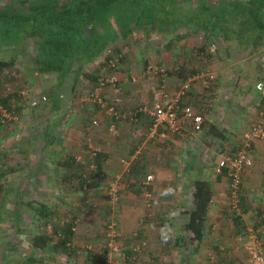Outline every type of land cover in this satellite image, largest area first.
Here are the masks:
<instances>
[{
	"label": "crops",
	"instance_id": "1",
	"mask_svg": "<svg viewBox=\"0 0 264 264\" xmlns=\"http://www.w3.org/2000/svg\"><path fill=\"white\" fill-rule=\"evenodd\" d=\"M183 29L158 37L166 44V52L160 57L166 60L162 65L165 73L154 75L147 68L146 73L149 77L157 76L159 81L155 77L140 81V77L132 75L133 69L140 72L137 66L143 56L129 53L136 44V36L140 35L144 52L155 43L143 42L140 31L108 47L118 60L116 68L109 66L105 49L85 66L87 76L74 74L64 81L59 80L57 73L31 72V63L24 59L21 49L16 51L18 62L4 71L7 75L0 73V87L26 88L38 96L46 94L40 89L48 85L51 93L46 94L47 102L37 106H30L28 99L18 93L9 94L4 101L13 118L0 124V233L16 229L28 244L17 247L13 242L6 243L9 251L0 263L13 264L9 259L13 249L23 252L15 264L102 263L105 225L111 219L119 223L120 240L122 236L128 239L124 240L128 258L121 260V264H128L131 259L135 264H244L248 245L254 239L264 247V141L251 143L255 162L243 175L237 209L230 202L228 178L216 171L221 156L236 153L244 143V135L264 113V96L256 89L257 82L264 80V48L251 52L235 44L240 55L236 61L243 62V66L237 62L222 66L220 62L230 56L224 39L220 38L221 49L208 51L210 60L204 57L206 53L196 58L187 47L180 44L182 48L178 49L175 45L181 41ZM196 33L203 35L200 31ZM5 50L11 53L4 54V58H12V50ZM212 59L219 66L205 67L212 64ZM202 60L206 62L204 66L200 64ZM19 63L22 69L17 68ZM21 70L27 74L24 79L19 76ZM201 71L213 72L216 78L192 81L190 91L180 101L181 105H193L203 115L200 132L194 131L191 122L183 118L179 132L164 125L155 132L151 130L152 118L147 109L135 120H114L100 105L82 100L83 95L95 88L97 76L115 75L121 90L117 93L113 87H106L102 91L106 101L113 104L115 98H120L116 107L124 114L144 105L151 108L155 103L175 99L181 86ZM67 90H71L70 99L63 95ZM95 118L100 121L98 126L92 124ZM149 173L154 174L150 184L154 193L151 208L147 207L141 185ZM106 174L112 178H102ZM117 175L120 200L114 204L108 187ZM75 181L81 189H87L88 183L100 188L106 182L107 197L100 200L108 212L86 211L85 204L95 207L94 193L74 195ZM196 181L209 182L213 192L201 239L186 229L196 210L193 197ZM42 204L49 207V220L36 211ZM104 215L110 216L108 222L98 223L96 218ZM67 229L73 232L68 240ZM37 234L52 238L45 250L34 246L33 238ZM141 239L147 245L136 252L133 247ZM114 256L116 260L121 258L118 253Z\"/></svg>",
	"mask_w": 264,
	"mask_h": 264
},
{
	"label": "trees",
	"instance_id": "2",
	"mask_svg": "<svg viewBox=\"0 0 264 264\" xmlns=\"http://www.w3.org/2000/svg\"><path fill=\"white\" fill-rule=\"evenodd\" d=\"M181 28L259 51L264 48V0H7L0 4V51L7 54L5 49H10L14 55L20 48L31 72L57 73L62 81L74 74L87 76V64L134 31L142 32L143 42L150 43ZM15 62V56L0 59V73L7 75L4 71ZM194 185L196 210L186 229L201 239L213 192L207 181ZM36 211L49 220L47 205H38ZM65 233L66 240L73 234L70 229ZM51 240L37 234L33 244L45 250Z\"/></svg>",
	"mask_w": 264,
	"mask_h": 264
},
{
	"label": "built area",
	"instance_id": "3",
	"mask_svg": "<svg viewBox=\"0 0 264 264\" xmlns=\"http://www.w3.org/2000/svg\"><path fill=\"white\" fill-rule=\"evenodd\" d=\"M108 59V64L111 68H116L118 65V60L114 56L115 53L112 49L108 48L105 52ZM148 72L154 75H164L165 70L157 65L150 64L147 66ZM199 78H208L205 80H213L216 75L213 72L201 71L191 77L186 81L178 91L177 97L172 101L166 103L158 102L155 103L151 108L147 105L139 107L135 110H130L127 113H121L116 105L120 103V98H115V102L110 104L102 96V91L106 87H113L115 92H119L121 88L116 84L117 78L115 75L100 76L95 88L88 92L86 95L82 96L83 101L92 102L94 104L100 105L108 117L114 120L119 119H131L135 120L139 113L147 111L151 114L152 118V131H157L160 126H166L173 132H179L181 130V119H185L191 122L192 128L196 132H200L203 129L204 117L203 115L196 112L193 105L184 104L181 105L180 101L182 98L186 97L187 93L190 91L192 86V81ZM256 89L259 93L264 96V80L261 79L256 84ZM18 93L20 96L28 99L30 106H37L40 102H47L48 96L46 94L33 95L28 89H20L19 87H10L9 85L5 88L0 87V124H6L9 120L13 118L11 109H9L4 100L9 94ZM167 97V94H164ZM92 124L98 126L100 121L98 119H93ZM112 126H115L112 123ZM253 141H264V113H261L259 119L254 122L247 133L244 135V143L237 150L236 153L230 155H222L218 161L216 171L218 174H223L229 180V197L232 208L237 209L239 206L240 196L242 193V183L243 175L248 172L254 166V158L251 153V143ZM96 155V151L92 153ZM154 179V174L149 173L142 186L144 188V196L147 203V207L151 208L154 193L150 188L151 181ZM120 187V176L117 175L116 179L113 180L108 187V195L111 199V203H118L120 200L119 194ZM144 218L140 220L141 223L144 222ZM121 236L119 223L117 220L112 219L109 221L106 227V241L104 244V258L105 264H119L121 260L126 259V253L123 251L119 239ZM147 245V241L144 239L139 240L138 244L133 247L134 251L141 252ZM118 253L121 258L116 260L114 256ZM244 264H264V247L263 244L254 239L248 245V259Z\"/></svg>",
	"mask_w": 264,
	"mask_h": 264
},
{
	"label": "rangeland",
	"instance_id": "4",
	"mask_svg": "<svg viewBox=\"0 0 264 264\" xmlns=\"http://www.w3.org/2000/svg\"><path fill=\"white\" fill-rule=\"evenodd\" d=\"M5 2H7V0H0V4H3ZM182 33H184L183 34L184 36L182 35L181 41L176 42L175 45H178V47H177L178 49L179 48H182L180 46V44L182 46H184V47H187L190 52H193V56L196 57V58L199 55H201V56L204 55V53H206V55H204V57H207L209 55L208 54V51H210V49H216V48L217 49H221L222 46H223V45H220V40H221L220 37L219 38L214 37V38H210V39L207 38V40H205V38L203 37V35H201V34L198 35V33H196L195 31L183 29V32ZM136 37H137L136 44L130 50L129 53H132L133 55H140V56L143 55L144 58L142 56L143 59L141 58V60L138 62L137 68H140V72H137L136 70L133 69L132 75H135V76L140 77V79H139L140 81L148 80L149 78H153V77H155L156 79H158L157 76H151V77H149V74L146 73V68L150 64L157 65L158 67H162V65H164V62L163 61L165 59L162 61V60H160L161 59L160 57H161V53L163 51L166 52V50H165L166 49L165 48V46H166L165 40H163L162 37L154 39L153 41H155V43L154 44H151L150 45V49H148L146 52H144L145 49L143 48V46L139 42L140 35H138ZM142 37H143V35H142ZM151 43H153V42H151ZM235 44H232L231 46L230 45H227L228 46L227 47V50H228V53L230 54V56H229V58L227 60H222L220 62V65L227 66L229 63H235V62H237L238 63V66L239 65L241 66V64L243 66V62H240L239 63V61H236L237 60L236 57H240V55L237 54L238 51H237V46ZM27 47L29 49L31 48L29 46H27ZM10 53H11V51L7 52L8 55H10ZM17 54H18V52L16 54H14V55H11V56L12 57L13 56L17 57ZM4 57H5L4 51H0V59H2ZM208 57H209L208 60H210V56H208ZM214 60L215 59H212V62H210V63L214 64L215 63ZM16 62H18V61H16ZM205 63L206 62L204 60H202V62H200L201 66L202 65L204 66ZM19 64L20 65H17V68L18 69H22L20 67L21 66V63H19ZM165 64H166V60H165ZM195 64L197 65V63H195ZM212 64H208L205 67L212 66L214 68H217L219 66V64H216V65L215 64L212 65ZM234 66H236V64ZM250 66L251 67H254L255 65L252 66L250 64ZM233 69H234V67H233ZM250 69H252V68H250ZM18 73L20 74L19 76L22 77V79H24V77H26L25 76V74H26L25 71L21 70L20 72L18 71ZM41 77H43V76H41ZM32 79H35V78L32 76ZM41 81L45 82V77L41 78ZM157 81H159V79ZM46 83H47V81H46ZM47 88H48V85L43 86L40 90L43 89L44 92L47 95H50L51 91L50 90H47ZM70 91L71 90H67L65 92L66 94L63 93V95L66 98H68V99H70V97H69L70 96V94H69ZM236 119H237V117H236ZM102 178H106V180H110L112 178V175L111 174H108V175L106 174ZM75 182L72 185V188H73L72 192H73L74 195L77 194V193H80V194L82 193L83 195H88L89 194V195L92 196L93 193H94V195H93L94 197H93V202L92 203L95 204V207L92 206V205H89V204H85L86 205V208H87L86 211H88L89 213H92V212H95V213L102 212V213H104V211L108 212L107 211L108 208H105V204L101 203V200H100V199H106V197H107V187H106L107 185H106V182L105 181H104L105 182L104 184L100 185L101 186L100 188H98V187H92L88 183L87 189H85V188L84 189H81L80 186H77V182L76 183ZM59 192L60 191H57V193H59ZM108 207H110V206H108ZM108 214L110 215V213H108ZM116 215H117V213L115 214V216ZM109 218H110V216L104 215L103 217H101L99 219L96 218V220L98 221V223L99 222L107 223ZM75 219L76 218L74 216V218L72 219V222L73 223L75 222ZM107 224L106 225L103 224V225H105L107 227ZM21 234H17L16 233V229L13 232V229L12 228H10L7 233H4L3 231L0 233V247L2 245H4V247H5L4 250L0 248V261L4 260V258L7 257L5 254L9 251V249H8V244L9 243L13 242L15 244V246L17 245V247H20L21 243H25L26 245L28 244L27 243V240H24L23 241V235H21ZM57 237H58V235H57ZM4 239H5V241H4ZM120 239H121V237H120ZM120 239H119V243H120L123 251L126 253V259L122 260V262H123V261H126L127 258H128V253L126 252V249L124 248L125 247L124 245H127L126 242L128 241V239H124V236H122V241ZM124 240H126V242H124ZM6 243H8V244H6ZM2 251H3L4 254H2ZM22 255H23L22 249H13L12 250V256L9 259H11L13 261V264H15L16 259H20L21 257H23ZM33 256H34L35 259H37L39 257L38 254H36V253H35V255L33 254ZM103 256H104V253H103ZM155 259H156L155 260V262H156L157 261V257H155ZM19 262H21V261L19 260ZM158 262H159V260H158ZM0 264H2V263H0ZM119 264H121V262ZM128 264H135V263L131 259L130 261H128Z\"/></svg>",
	"mask_w": 264,
	"mask_h": 264
}]
</instances>
